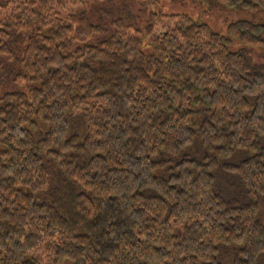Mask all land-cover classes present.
<instances>
[{
  "label": "trees",
  "instance_id": "16d2710c",
  "mask_svg": "<svg viewBox=\"0 0 264 264\" xmlns=\"http://www.w3.org/2000/svg\"><path fill=\"white\" fill-rule=\"evenodd\" d=\"M87 1L0 4V62L31 85L0 81V264H264V52L229 48L264 24L152 12L143 36Z\"/></svg>",
  "mask_w": 264,
  "mask_h": 264
},
{
  "label": "rangeland",
  "instance_id": "374dc122",
  "mask_svg": "<svg viewBox=\"0 0 264 264\" xmlns=\"http://www.w3.org/2000/svg\"><path fill=\"white\" fill-rule=\"evenodd\" d=\"M67 6H84L89 1L87 0H61ZM156 5L152 8H143L142 4L138 0H106L103 4L92 5L90 7L93 15L95 17H102L103 24H110L118 18H122L128 30L140 31L144 36L146 33V28L148 25V17L150 13H160L165 16L164 22L167 21V17L170 15H190L194 20L209 25L215 32L230 38L228 36V27L230 24L241 21L248 20L255 23L264 24V12L260 9L244 8V7H234L230 8L224 5L219 0H210L207 4H202L198 0H155ZM5 0H0V4H3ZM164 29L160 25L156 28V32H163ZM146 41V38H144ZM17 42V41H16ZM26 44V38H18L16 46L21 50ZM146 47V46H145ZM16 48V47H15ZM229 48L231 51H237L239 49H246L253 60V53L256 51L264 52V49H253L245 47L241 42L236 39L230 38ZM18 49L16 48L15 56L20 57ZM258 56L253 61L264 65L263 53H257ZM11 66L9 69L0 70V81L6 82L4 84L10 86L12 81L15 80L14 86H11L13 90H27L30 85L27 77L25 76V71L22 72L21 65L18 60H14L9 63L6 60L0 62V68ZM10 78L6 79L5 77ZM2 78V79H1ZM11 82V83H10ZM3 83V82H2ZM1 84V83H0ZM3 85V84H1ZM199 141V140H198ZM195 149H199V144L195 146ZM184 155V154H182ZM192 157H197L198 155L192 154ZM237 160V159H236ZM234 158L226 160L225 162H232ZM220 178V184L223 186L221 189L225 191L229 196L237 197L241 200L245 198V188L242 181L234 175L230 176L228 172L224 169L218 173Z\"/></svg>",
  "mask_w": 264,
  "mask_h": 264
}]
</instances>
